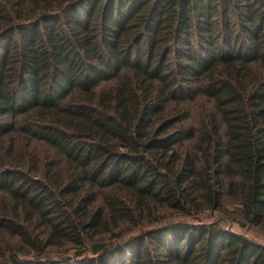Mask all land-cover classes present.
I'll return each mask as SVG.
<instances>
[{
  "label": "trees",
  "instance_id": "trees-1",
  "mask_svg": "<svg viewBox=\"0 0 264 264\" xmlns=\"http://www.w3.org/2000/svg\"><path fill=\"white\" fill-rule=\"evenodd\" d=\"M227 202L264 229V0H0V264H264Z\"/></svg>",
  "mask_w": 264,
  "mask_h": 264
},
{
  "label": "rangeland",
  "instance_id": "rangeland-1",
  "mask_svg": "<svg viewBox=\"0 0 264 264\" xmlns=\"http://www.w3.org/2000/svg\"><path fill=\"white\" fill-rule=\"evenodd\" d=\"M226 210L219 211H209L206 212L202 217L204 221H218L221 225L228 226L232 231L237 233H244L248 237L255 239L264 244V229L260 228H249L247 230L243 229L238 221H236V213L234 212L237 205L230 204V202L225 203ZM180 219V217H178ZM195 221V218L192 217H183L181 220Z\"/></svg>",
  "mask_w": 264,
  "mask_h": 264
}]
</instances>
